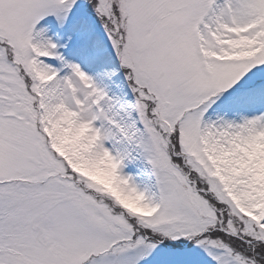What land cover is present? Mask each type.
I'll list each match as a JSON object with an SVG mask.
<instances>
[{
    "label": "snow or ice",
    "instance_id": "obj_1",
    "mask_svg": "<svg viewBox=\"0 0 264 264\" xmlns=\"http://www.w3.org/2000/svg\"><path fill=\"white\" fill-rule=\"evenodd\" d=\"M0 264H264V0H0Z\"/></svg>",
    "mask_w": 264,
    "mask_h": 264
}]
</instances>
